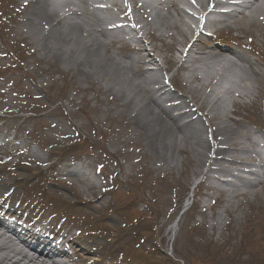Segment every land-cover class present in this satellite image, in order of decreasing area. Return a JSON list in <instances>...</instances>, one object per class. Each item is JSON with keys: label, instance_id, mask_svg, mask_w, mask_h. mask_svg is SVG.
<instances>
[{"label": "rangeland", "instance_id": "rangeland-1", "mask_svg": "<svg viewBox=\"0 0 264 264\" xmlns=\"http://www.w3.org/2000/svg\"><path fill=\"white\" fill-rule=\"evenodd\" d=\"M27 1L0 0V66H8L0 68V88L7 92L0 94V108L6 101L16 102L10 107L13 112L0 122L1 133H6L0 136V149L10 154L9 159H0V207L21 209L52 224L53 230L76 237L89 250L74 249L80 264H264V184L236 192L237 183L231 187L217 182L220 190L215 192L205 175L209 163L198 167L190 145L182 140L186 131L169 132L164 146H157L148 129H135L127 109L112 95L66 69L72 60H64L65 64L41 60L26 31L21 33L22 5ZM132 6L141 19L140 9ZM111 13L105 15L108 20L121 16ZM232 26L219 34L217 42L203 40L192 49L197 53L216 44L237 49L262 78L260 83L246 79L241 83L252 89L245 105L230 111V102L223 99L231 118L239 123L232 126L224 120L233 134L224 133L221 139L227 138L231 147L242 142V130L264 138V27L241 17ZM150 34L146 41L156 61L154 75L160 79L168 71L179 100L193 103L205 115L201 92L184 89L187 69L179 66L178 52L190 41L189 33L163 31L173 34L178 44L170 37L162 41ZM100 53L105 59L110 54L128 56L133 73L140 71L139 62L145 57L144 52L114 44ZM196 58L193 54L190 68L198 66ZM248 68L240 64L232 72V83L239 82L241 69ZM225 82L221 80L219 92L229 87ZM130 96L127 100L135 101ZM209 116L215 120L202 127V137L206 127L212 131L222 123L219 111ZM2 139L9 140L5 148ZM248 157L235 152L225 158L252 162ZM53 162L55 171L49 168ZM226 167L230 166L223 163ZM195 180L199 184L192 189ZM222 190L229 194L222 195Z\"/></svg>", "mask_w": 264, "mask_h": 264}, {"label": "bare ground", "instance_id": "bare-ground-1", "mask_svg": "<svg viewBox=\"0 0 264 264\" xmlns=\"http://www.w3.org/2000/svg\"><path fill=\"white\" fill-rule=\"evenodd\" d=\"M74 1H77V3ZM92 1L95 2L96 0H29L22 5L21 15L22 17L25 15L20 23L21 33L26 31L30 38L31 46L33 45L41 60L57 59L62 64H65L64 60H72L73 62H71V66L68 65L70 68L67 67V70L74 72L78 77L90 79V81L100 85L105 92L114 97L123 109H127L125 113L131 119L135 129L141 132L148 129L155 145L163 147L164 140L169 135V132L171 135V133L177 134V131L181 134V131L174 126L169 116H161L155 113L153 109L150 110L149 105L156 99V95L151 94L147 87L152 84L158 85V92L163 99H175L174 95L169 94L166 89V83L164 81L160 82L156 75H153L152 72L149 73L148 69L141 71V73H133L131 66L128 65V56L110 54L106 59L100 57L101 50L104 51L109 45V33L112 34V40L128 38L125 37L128 34L125 32L126 25L122 23L117 26H110L115 20L112 21V18L108 20L103 15L104 12L100 13L101 10L93 6ZM122 1L129 3V0ZM132 1V5H136L143 16L140 19L135 13H129V17L125 21L127 24L134 25L131 29V35L136 50L149 53L140 62L141 66L139 68L145 67L147 64H152L156 68V61L152 57L150 49L148 50L147 48L150 45V41H146L145 38V36H149L150 40V32L155 33L160 40L170 37L176 44L178 42L175 40L174 35L167 36L163 34V31L174 30L177 34L186 32L191 37L189 38L190 41L187 40L185 46L183 45V51L178 52L181 56L180 66H185L186 68H184L187 69L184 89L190 92H196V89H199L201 92L200 103L205 106L204 109L207 108L208 112L201 116L196 114L188 115L180 113L185 112L187 109L182 108V111L178 112V117L185 120L188 119L183 124L186 136H182V140L190 145L191 151L196 157L197 166L209 163L205 175L211 185L210 187L219 193L220 189L216 188L217 182L225 186L227 185L226 182H233L234 180L237 183L235 187L237 192L242 188H253L264 183L263 164L247 163L241 161L242 159L225 158L237 152L243 155L251 154L248 158L253 161V157L256 154L249 148L258 146V138L250 139L248 137L253 132L242 130L240 132V140L242 142H234L232 147L226 146L224 148L223 145H226L228 141L226 142L227 138L221 139L224 133L229 137L233 134L232 128L224 120L233 123L232 126H239V123H236L237 121L231 118L223 98L226 97L225 99L230 102L229 104L237 99L250 101L249 98L251 97L249 96L252 95V89L241 83L245 79L260 83L262 78L257 75L253 68L251 69L252 64L246 61L236 51L237 49L225 45H213L208 47L207 50L193 53L192 49L196 48V43H199V40L194 37L193 28L183 19L186 13L179 6V3H182L194 10L195 14H191L190 18L195 24L196 22L198 25L207 23L208 28L214 27V24L223 25L227 29L232 30V23L240 19V17L245 18L248 24H252L253 20H257L264 27V0H247L246 4L238 7L232 13L220 15L219 21L216 22L204 20L201 14H211L217 10L216 8L227 5L228 0H151L150 2L130 0V4ZM30 5L31 7L29 8ZM116 5L117 3L115 2L114 6ZM58 10L68 13L60 19L56 15ZM106 11L109 16H112L110 10ZM134 12H136V8ZM217 16H219L218 13ZM138 19H140V22ZM72 20L76 23L74 24ZM116 22H119L118 19H116ZM104 23L109 27L102 29L101 26ZM7 30L9 31V28H6ZM193 54L197 56L195 62L198 66L190 68L189 63L193 61L191 59ZM95 63H97V67ZM240 64H245L249 68L241 69L243 77H240L239 82L234 84L231 78L232 72L239 69ZM212 67H216L217 70L212 73L207 72ZM0 68L5 70L8 66H0ZM123 75L125 76L123 77ZM221 80L224 83L228 80L230 84L228 88H224L219 92ZM196 82L199 85L194 86ZM0 94L7 95V92L5 93L0 88ZM132 94L135 97H139L140 101L136 102L133 99L128 101L126 96ZM193 101H196L195 98ZM167 103L169 102H161V104ZM166 107L170 108L171 113L175 112L171 105ZM200 109L198 108V110ZM211 111L212 113L213 111L220 112L222 123H219L212 131L209 127H206L205 136L202 137L206 123L210 120H215L213 116H209ZM211 139L213 140V147ZM214 144L220 146L216 147ZM151 147L154 153L157 155L160 153L157 147L153 145ZM223 163L228 164L230 167L222 168ZM223 175L226 177L232 176L234 179L227 178L222 180L219 176ZM247 177L251 179L246 180ZM174 226L177 229V225ZM73 244L83 246V243L73 242ZM33 248L32 243L28 240L22 243V247H18L12 240L5 238L0 233V264H47L48 257L43 252L45 248L39 252H36L35 248ZM84 250L89 251L87 247H84ZM58 254L63 255V253Z\"/></svg>", "mask_w": 264, "mask_h": 264}]
</instances>
